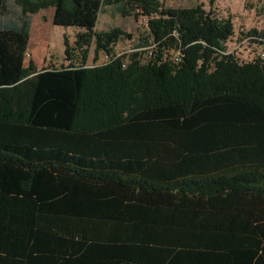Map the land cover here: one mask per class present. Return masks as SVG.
<instances>
[{
  "label": "trees",
  "instance_id": "obj_1",
  "mask_svg": "<svg viewBox=\"0 0 264 264\" xmlns=\"http://www.w3.org/2000/svg\"><path fill=\"white\" fill-rule=\"evenodd\" d=\"M110 5L152 50L85 66L128 36L95 30ZM48 7L78 65H25ZM232 33L200 3L0 0V264H264V60L224 56Z\"/></svg>",
  "mask_w": 264,
  "mask_h": 264
},
{
  "label": "rangeland",
  "instance_id": "obj_2",
  "mask_svg": "<svg viewBox=\"0 0 264 264\" xmlns=\"http://www.w3.org/2000/svg\"><path fill=\"white\" fill-rule=\"evenodd\" d=\"M165 7H189L194 3H200L205 11H210L217 18H230L233 25V34L241 31L264 30V0H158ZM117 5L103 6L98 15L96 31H106L112 28H120L128 36L121 35L113 45L112 54L106 56L102 51L94 52L92 42L87 49L85 66H93L104 63L116 56H124L125 60L134 52L140 54L143 60L152 50V41L148 39L146 17L140 14L135 6H126L124 13ZM53 8L48 7L37 11L31 17L30 36L27 56L32 60L36 69L44 67H60L69 64L78 65L80 55L71 51V60L64 55L63 39L66 38L69 45L73 46L76 34L83 31L78 27H63L52 24Z\"/></svg>",
  "mask_w": 264,
  "mask_h": 264
},
{
  "label": "built area",
  "instance_id": "obj_3",
  "mask_svg": "<svg viewBox=\"0 0 264 264\" xmlns=\"http://www.w3.org/2000/svg\"><path fill=\"white\" fill-rule=\"evenodd\" d=\"M224 56L232 57L240 64L257 63L264 60V32L241 31L235 35L232 33L224 42ZM28 54L26 53L25 56ZM175 60H179V53H176Z\"/></svg>",
  "mask_w": 264,
  "mask_h": 264
},
{
  "label": "crops",
  "instance_id": "obj_4",
  "mask_svg": "<svg viewBox=\"0 0 264 264\" xmlns=\"http://www.w3.org/2000/svg\"><path fill=\"white\" fill-rule=\"evenodd\" d=\"M27 51H28V48H27Z\"/></svg>",
  "mask_w": 264,
  "mask_h": 264
}]
</instances>
